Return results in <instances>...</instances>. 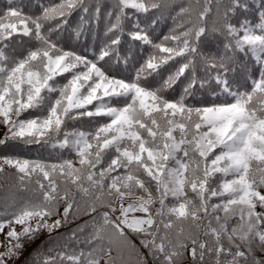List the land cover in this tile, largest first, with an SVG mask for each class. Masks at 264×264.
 I'll list each match as a JSON object with an SVG mask.
<instances>
[{
	"label": "snow or ice",
	"instance_id": "6c2138e0",
	"mask_svg": "<svg viewBox=\"0 0 264 264\" xmlns=\"http://www.w3.org/2000/svg\"><path fill=\"white\" fill-rule=\"evenodd\" d=\"M0 149V264H264V0H11Z\"/></svg>",
	"mask_w": 264,
	"mask_h": 264
},
{
	"label": "trees",
	"instance_id": "16d2710c",
	"mask_svg": "<svg viewBox=\"0 0 264 264\" xmlns=\"http://www.w3.org/2000/svg\"><path fill=\"white\" fill-rule=\"evenodd\" d=\"M44 3H49L50 0H43ZM11 3V0H0V9L4 7L5 4ZM73 21H75V17L73 18ZM161 29L167 30V25L166 24H161L160 26ZM160 29H158L159 31ZM97 43V40L95 39V36L92 35L89 40V46L92 44ZM16 152L22 153L24 155H27L30 158H44L48 156L47 151H41L38 150L37 148H23V149H15ZM0 154H5V150L0 149ZM8 192L7 186L3 189L0 190V197H3L6 193ZM20 195H23L21 193ZM70 227H74V225H70ZM67 231L66 229H61V232ZM4 237L0 235V241H3ZM43 243V247H48L47 243V234H42L39 239H37L34 243L27 244L26 245V250L24 251L23 255L20 257V260L15 261L18 264H32V259L30 257V253H33L34 250H37ZM3 249H0L2 251ZM9 264H13V262H9Z\"/></svg>",
	"mask_w": 264,
	"mask_h": 264
},
{
	"label": "rangeland",
	"instance_id": "374dc122",
	"mask_svg": "<svg viewBox=\"0 0 264 264\" xmlns=\"http://www.w3.org/2000/svg\"><path fill=\"white\" fill-rule=\"evenodd\" d=\"M14 264H18V263L17 262L16 263L14 262Z\"/></svg>",
	"mask_w": 264,
	"mask_h": 264
}]
</instances>
